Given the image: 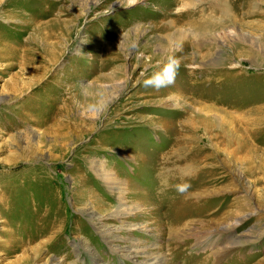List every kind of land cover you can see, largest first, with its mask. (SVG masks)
<instances>
[{
    "label": "rangeland",
    "instance_id": "1",
    "mask_svg": "<svg viewBox=\"0 0 264 264\" xmlns=\"http://www.w3.org/2000/svg\"><path fill=\"white\" fill-rule=\"evenodd\" d=\"M171 1L0 0V264H137L88 215L118 225L110 218L116 196L95 174L96 160L115 173L123 201L140 207L127 222L142 229L113 234L123 244L131 236L156 245L166 264L264 259V124L256 126L264 121V0H226L217 44L188 36L199 19H219L213 0H178L184 7L165 17ZM181 14L192 23L182 18L179 35L161 30ZM170 56L180 62L174 83L146 88ZM248 139L250 160L252 152L235 150ZM184 149L202 151L205 167L163 184ZM179 184L190 187L180 193ZM227 211L244 219L237 234L252 241L241 257L216 263L198 233ZM177 220L189 224L175 239L165 225Z\"/></svg>",
    "mask_w": 264,
    "mask_h": 264
},
{
    "label": "bare ground",
    "instance_id": "2",
    "mask_svg": "<svg viewBox=\"0 0 264 264\" xmlns=\"http://www.w3.org/2000/svg\"><path fill=\"white\" fill-rule=\"evenodd\" d=\"M123 1L125 2V4H130V5H135L138 2V0H129V1L123 0ZM181 7H184V4L181 1H178V0L177 1L176 0L171 1L165 7V10H166L165 17H169L170 12H168V11L173 10V8H176L179 10V8H181ZM208 7L212 13L215 12L218 14L219 19L217 21H216V19H213V18H211L210 20H207L205 18L199 19L200 21H202V24H200L199 27H197V28H191L193 26L192 25L189 28L190 33L188 34V36L194 37L196 39V41H198V42H200V41H203V43L213 42V43L217 44V41L219 40V38H217V36H216L217 33L215 32L214 29L223 28L221 24L224 21V19H226L229 16L230 11H229L228 4H226V0H213L212 2H210L208 4ZM182 18L186 19L187 26H189L192 23V19L189 18V16H187V14L186 15L181 14L179 16L177 15L176 19L171 21L170 25L168 24L167 27H164L165 24H162L161 30L163 32H167L171 28H176L177 24H181L182 21H185V19L181 20ZM175 30L179 35L180 31H181L180 27H177ZM180 37L181 36H179V38ZM178 40H181V39H178ZM215 46H217V45H215ZM219 62H221V59L220 60L218 59V61L215 62L216 65ZM213 63L214 62L211 60V62H209V65H212ZM108 103H109V101L103 102L100 105V107L98 108V111H96V114L99 115L100 112L103 111V109L106 107V105ZM206 110H209V111H207L208 114H211V115L215 114V111L211 108H207ZM263 124H264V121H257L256 122L257 128L259 126H262ZM248 125H249V128L244 130V132H246L245 134H247L248 136H251L253 134V132H255L254 130L256 129V127H255V124L253 122H251ZM258 131H259V129H258ZM229 135H228L227 142L224 145L226 149H229L230 147L235 146V145H232V143H231L232 138H230L231 136L229 137ZM244 149L248 150L249 152H252V155H251V153L249 154V156H250L249 160H250V158H255V156H256L255 152L256 151L253 150V143H251L249 139L247 141H245L243 144H238L235 147V150H237L238 152L239 151L242 152ZM235 150H233L231 152V154L234 153ZM227 152H229V151L225 150L223 153H225V155H227ZM201 153H202V151H200L199 149L198 150L197 149H195V150H193V149L182 150L178 156L179 165L175 169L168 167L160 175V179L163 182V184H165V182L167 180H169L170 177L173 176V178H174L173 174L180 176V178H188L189 179V177L191 178L192 174H195V176L197 177L198 174L196 175V172L202 171V167L203 166L205 167V165H203L204 163L202 164L201 162L199 163L197 161V157ZM174 156H177V153L174 154ZM215 156H217V155H215ZM92 168H93L95 174L99 177V179L107 187V189L112 194H114L116 196V200H117L116 208L110 213V218H113V219H115L116 222H118L117 226L114 225V226L105 227L102 224V221L104 219L102 216H95V213L93 212V210H91L90 213H88V215H90V219L93 220L94 227H96V229L100 233L101 237L105 241H108L109 243H111V246L113 245V247H116V249L120 253V255H119L120 257H125L128 259H136L137 264H166L167 258H165V255L161 251L158 250L156 245H153V244L145 245V246L141 245L138 242L137 238H133L131 236L128 237L130 240H128L127 243H124L125 244L124 245L123 240L120 239L121 235H116V236L113 235L117 230H120V229H121V231L122 230L134 231L137 229H139V230L142 229L143 224L142 225L138 224L136 226H133V224H131L130 222H127L128 220H131L138 213V211L140 210V207L137 206L136 209L135 208L132 209L127 204L126 201H123V197L121 196L122 190L118 185V184H120L119 180L116 178V175L113 171H107L106 170L104 161L96 160L94 162V165L92 166ZM208 174H209V172L207 173V175ZM211 175H212V173H211ZM239 175H241V174H239ZM237 178L238 177H236V179ZM209 192L210 191H208V190L201 189L200 190V196H204L205 194H207ZM192 194H193V192H192ZM192 194H190V195L192 198H194L193 196L196 195L197 192H196V194H193V195ZM188 196L189 195H187V197ZM247 203H248V201H247ZM230 215H231V212L225 213L223 215L224 218H221L219 220V222L210 223V224H213L214 229L211 228L213 230L208 231L209 228L206 227V228H202L203 231L198 233V237L202 236L203 239H205L204 243H206V246H209L208 248L210 250V253L209 254L207 253L208 257L213 258L216 261V263H217V261L228 262L229 261V254L231 252L235 253V251L238 252L240 254V257H241V253H244L243 249H242L243 246L248 245L252 241V240H250V236L247 237L246 235L241 236V235L237 234V229H238L239 225L243 222L244 219L238 218V214L235 216H230ZM188 224H189V222L181 223L177 220L174 223L171 222L169 224H166L165 228L169 232L172 233L173 237H175V235H178L180 231H183V229ZM186 233H188V232L186 231ZM213 237L215 239V242L213 241ZM259 237L260 236H258L257 238H259ZM131 239H133V240H131ZM175 239H176V237H175ZM80 249H81V251H87L88 252V254L91 256L92 260L91 259L90 260L92 262L96 261L95 260V259H97L96 254L94 252H92L88 246L80 245ZM81 251H79L80 252L79 255L81 254ZM247 261L245 259V260L241 261V264H249L251 262V260L249 262H247ZM253 262L254 263H252V264H264V259H262L261 261H253ZM54 264H57V263H54ZM200 264H206V262H201Z\"/></svg>",
    "mask_w": 264,
    "mask_h": 264
},
{
    "label": "clouds",
    "instance_id": "3",
    "mask_svg": "<svg viewBox=\"0 0 264 264\" xmlns=\"http://www.w3.org/2000/svg\"><path fill=\"white\" fill-rule=\"evenodd\" d=\"M180 62L177 58L170 56L164 67L158 71L148 76L143 84L146 88H154L159 90L161 88L168 87L175 81V76L177 74ZM177 191L184 193L190 187L188 184L177 185Z\"/></svg>",
    "mask_w": 264,
    "mask_h": 264
}]
</instances>
